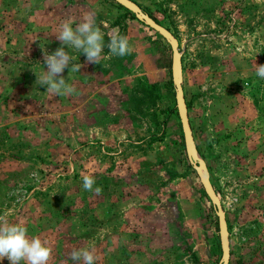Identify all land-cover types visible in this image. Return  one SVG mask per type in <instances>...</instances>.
Returning <instances> with one entry per match:
<instances>
[{
	"label": "rangeland",
	"instance_id": "1",
	"mask_svg": "<svg viewBox=\"0 0 264 264\" xmlns=\"http://www.w3.org/2000/svg\"><path fill=\"white\" fill-rule=\"evenodd\" d=\"M130 1L177 41L195 146L225 213L228 264H264V79L255 74L264 0ZM89 11L104 33L102 59L64 46L82 67L62 73L76 92L54 97L36 82L42 50L62 47L59 25ZM113 29L131 54L109 53ZM172 107L168 46L111 0H0V215L47 240L49 264L80 248L94 250L96 264H218L216 217ZM85 175L101 195L83 189Z\"/></svg>",
	"mask_w": 264,
	"mask_h": 264
},
{
	"label": "clouds",
	"instance_id": "2",
	"mask_svg": "<svg viewBox=\"0 0 264 264\" xmlns=\"http://www.w3.org/2000/svg\"><path fill=\"white\" fill-rule=\"evenodd\" d=\"M75 24V27H73ZM56 39L61 42L62 47L52 54L44 49L43 61L46 70L37 76V84L46 87V92L54 97L72 96L76 89L66 82L62 73L65 69L69 72H79L82 65L72 63L73 57L65 51V47L72 48L83 53L88 63L99 64L104 51V33L96 26L95 13L86 12L81 22L76 23L74 18H68L59 25ZM109 53L113 56H126L133 52L127 36L120 34L118 29L112 30L107 45ZM256 76L264 79V65L256 66ZM94 176L83 177V189L93 192L99 196L102 194V187L95 186ZM53 249L47 240L38 236L29 237L25 226L17 223H10L5 215H0V261L7 258L10 264H49L52 259ZM73 264H96L98 256L95 251L88 248L74 249L69 253L68 260Z\"/></svg>",
	"mask_w": 264,
	"mask_h": 264
},
{
	"label": "water",
	"instance_id": "3",
	"mask_svg": "<svg viewBox=\"0 0 264 264\" xmlns=\"http://www.w3.org/2000/svg\"><path fill=\"white\" fill-rule=\"evenodd\" d=\"M118 6L128 11L136 21L147 27L149 30L156 33L168 46L170 50V80L173 87V97L175 111L178 118L180 131L182 135V142L184 147L185 156L191 169L194 171L200 187L208 199L215 217L218 232V244L220 251V259L218 264H228L230 256L229 235L227 230L226 218L224 210L220 201L214 192L207 168L200 158L195 146L194 138L192 135L191 126L189 123L187 108L182 91V67H181V54L178 50V44L175 37L164 27L157 24L151 17L143 13L141 9L130 0H111Z\"/></svg>",
	"mask_w": 264,
	"mask_h": 264
},
{
	"label": "trees",
	"instance_id": "4",
	"mask_svg": "<svg viewBox=\"0 0 264 264\" xmlns=\"http://www.w3.org/2000/svg\"><path fill=\"white\" fill-rule=\"evenodd\" d=\"M119 8H122V7H120V6H118ZM123 9V8H122ZM124 10V15L127 17V18H130V19H134V17L128 12V11H126L125 9H123ZM151 19H153L154 20V18H151ZM155 21V20H154ZM156 22V21H155ZM157 23V22H156ZM158 24V23H157ZM187 106H186V108H187V110H188V104H186ZM171 113H175V109H174V107H172V109H171ZM197 148V147H196ZM187 167L188 168H190V166L189 165H187Z\"/></svg>",
	"mask_w": 264,
	"mask_h": 264
}]
</instances>
